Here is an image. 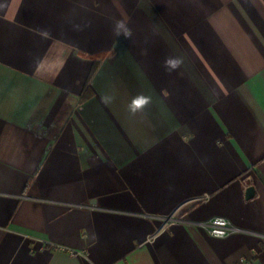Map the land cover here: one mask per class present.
Listing matches in <instances>:
<instances>
[{
    "label": "crops",
    "instance_id": "0c3cea01",
    "mask_svg": "<svg viewBox=\"0 0 264 264\" xmlns=\"http://www.w3.org/2000/svg\"><path fill=\"white\" fill-rule=\"evenodd\" d=\"M0 264H264V0H0Z\"/></svg>",
    "mask_w": 264,
    "mask_h": 264
},
{
    "label": "clouds",
    "instance_id": "9594fccd",
    "mask_svg": "<svg viewBox=\"0 0 264 264\" xmlns=\"http://www.w3.org/2000/svg\"><path fill=\"white\" fill-rule=\"evenodd\" d=\"M114 34L119 37L123 35L124 37H130L131 31L127 27V20H116L113 28ZM143 55H147V51L142 52ZM183 64V59L180 57H167L164 60V68L167 72L171 73L176 71ZM103 102L110 103L113 97L104 96L102 97ZM151 103V97L144 95H139L133 100L132 105L129 106V111L132 115H135L138 111H142L148 104Z\"/></svg>",
    "mask_w": 264,
    "mask_h": 264
},
{
    "label": "built area",
    "instance_id": "2783aa9c",
    "mask_svg": "<svg viewBox=\"0 0 264 264\" xmlns=\"http://www.w3.org/2000/svg\"><path fill=\"white\" fill-rule=\"evenodd\" d=\"M173 216H168L167 220H177V222H187L184 215H178L177 218ZM198 226L203 228L208 234L215 236V237H225L228 236L236 231L238 228L232 224L227 218L216 216L205 221H201L197 223Z\"/></svg>",
    "mask_w": 264,
    "mask_h": 264
},
{
    "label": "water",
    "instance_id": "95a60500",
    "mask_svg": "<svg viewBox=\"0 0 264 264\" xmlns=\"http://www.w3.org/2000/svg\"><path fill=\"white\" fill-rule=\"evenodd\" d=\"M253 194V186H248L246 189V196L251 197Z\"/></svg>",
    "mask_w": 264,
    "mask_h": 264
}]
</instances>
